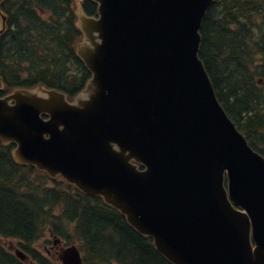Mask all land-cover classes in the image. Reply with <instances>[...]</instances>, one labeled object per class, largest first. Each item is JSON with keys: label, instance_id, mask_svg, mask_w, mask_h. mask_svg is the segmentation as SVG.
<instances>
[{"label": "water", "instance_id": "95a60500", "mask_svg": "<svg viewBox=\"0 0 264 264\" xmlns=\"http://www.w3.org/2000/svg\"><path fill=\"white\" fill-rule=\"evenodd\" d=\"M80 1L77 51L93 77L73 101L43 85L0 96L15 160L102 196L175 264H264V155L199 57L215 0H95L99 17ZM61 259L83 264L76 245Z\"/></svg>", "mask_w": 264, "mask_h": 264}, {"label": "trees", "instance_id": "16d2710c", "mask_svg": "<svg viewBox=\"0 0 264 264\" xmlns=\"http://www.w3.org/2000/svg\"><path fill=\"white\" fill-rule=\"evenodd\" d=\"M73 0H5L9 27L0 43L4 93L38 84L72 98L91 72L76 53L81 31ZM88 14L97 4L85 0ZM47 13L43 17L41 13ZM200 57L229 115L264 154V0H216L201 28ZM0 140V237L36 242L50 228L78 242L85 264H174L101 196L18 164ZM0 264H23L0 244Z\"/></svg>", "mask_w": 264, "mask_h": 264}, {"label": "rangeland", "instance_id": "374dc122", "mask_svg": "<svg viewBox=\"0 0 264 264\" xmlns=\"http://www.w3.org/2000/svg\"><path fill=\"white\" fill-rule=\"evenodd\" d=\"M41 15L43 17H47V14H43L41 13ZM54 240L55 237L51 236V234L46 230L45 233L43 234V236L41 238H39V240H37V242H35L33 245L38 248V252H40L42 255L48 257L50 259V261L52 263H57V264H61L59 262V253L62 249V244L56 245L54 244ZM0 242L7 248L9 249L11 252H14V250L16 248H21L19 247V241L16 239H11V238H1L0 237ZM75 244H77L78 242H74ZM48 250H51V252H49ZM28 252V251H27ZM28 264H35L34 262H32V260L30 259V261H28Z\"/></svg>", "mask_w": 264, "mask_h": 264}, {"label": "flooded vegetation", "instance_id": "af4514ba", "mask_svg": "<svg viewBox=\"0 0 264 264\" xmlns=\"http://www.w3.org/2000/svg\"><path fill=\"white\" fill-rule=\"evenodd\" d=\"M56 245H58V241L55 243ZM20 245H21V243H20ZM49 252H51V250H48ZM28 260V259H27Z\"/></svg>", "mask_w": 264, "mask_h": 264}]
</instances>
